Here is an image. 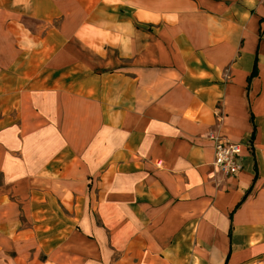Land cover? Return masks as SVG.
<instances>
[{
    "label": "crops",
    "instance_id": "obj_1",
    "mask_svg": "<svg viewBox=\"0 0 264 264\" xmlns=\"http://www.w3.org/2000/svg\"><path fill=\"white\" fill-rule=\"evenodd\" d=\"M0 264H264V0H0Z\"/></svg>",
    "mask_w": 264,
    "mask_h": 264
},
{
    "label": "built area",
    "instance_id": "obj_2",
    "mask_svg": "<svg viewBox=\"0 0 264 264\" xmlns=\"http://www.w3.org/2000/svg\"><path fill=\"white\" fill-rule=\"evenodd\" d=\"M209 140L214 143V168L226 177H237L242 171L243 148L239 143H233L218 134H209Z\"/></svg>",
    "mask_w": 264,
    "mask_h": 264
},
{
    "label": "rangeland",
    "instance_id": "obj_3",
    "mask_svg": "<svg viewBox=\"0 0 264 264\" xmlns=\"http://www.w3.org/2000/svg\"><path fill=\"white\" fill-rule=\"evenodd\" d=\"M42 261H46V257L42 255Z\"/></svg>",
    "mask_w": 264,
    "mask_h": 264
}]
</instances>
